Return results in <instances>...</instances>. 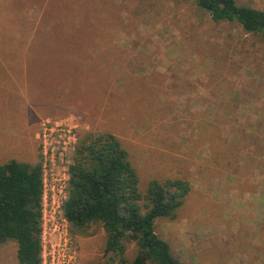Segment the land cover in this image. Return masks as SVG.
<instances>
[{"label":"rangeland","instance_id":"rangeland-1","mask_svg":"<svg viewBox=\"0 0 264 264\" xmlns=\"http://www.w3.org/2000/svg\"><path fill=\"white\" fill-rule=\"evenodd\" d=\"M47 118L76 125L77 138L114 133L142 191L189 181L175 217L155 222L182 264H264L261 34L193 0H0V164L36 163ZM70 237L74 264H114L100 225ZM125 244L132 260L137 247ZM16 250L0 242V264H19Z\"/></svg>","mask_w":264,"mask_h":264},{"label":"trees","instance_id":"trees-1","mask_svg":"<svg viewBox=\"0 0 264 264\" xmlns=\"http://www.w3.org/2000/svg\"><path fill=\"white\" fill-rule=\"evenodd\" d=\"M193 1L212 19L236 22L244 31L264 38V10L239 5L235 0ZM50 43L43 47H57L53 39ZM40 47L37 44L36 49ZM49 60L43 58L41 65L51 67ZM68 172L62 214L68 221L69 235L98 224L105 234L104 253L109 262L182 264L169 243L157 234L155 222L175 217L191 191L189 181L178 177L152 179L142 191L128 150L114 133L103 130L78 137ZM41 192L39 156L34 164L14 159L0 164V242L16 241L19 264H41ZM126 239L137 247L132 260L126 258Z\"/></svg>","mask_w":264,"mask_h":264},{"label":"built area","instance_id":"built-area-1","mask_svg":"<svg viewBox=\"0 0 264 264\" xmlns=\"http://www.w3.org/2000/svg\"><path fill=\"white\" fill-rule=\"evenodd\" d=\"M75 129L76 125L68 126L59 120L47 118L41 121L37 133L42 177L39 233L41 264H74L75 251L62 206L67 197L69 181V163H66L65 155L67 149H73L77 142ZM54 236L56 241H53Z\"/></svg>","mask_w":264,"mask_h":264},{"label":"crops","instance_id":"crops-1","mask_svg":"<svg viewBox=\"0 0 264 264\" xmlns=\"http://www.w3.org/2000/svg\"><path fill=\"white\" fill-rule=\"evenodd\" d=\"M28 48H29V42H28V44H27V47H26V53H28L27 51H28ZM43 67V69H47V67H44V66H42ZM42 69V70H43ZM45 70H43V73H46V71Z\"/></svg>","mask_w":264,"mask_h":264}]
</instances>
